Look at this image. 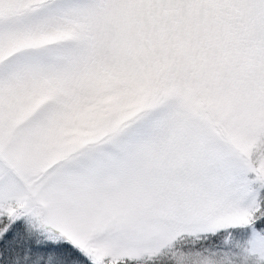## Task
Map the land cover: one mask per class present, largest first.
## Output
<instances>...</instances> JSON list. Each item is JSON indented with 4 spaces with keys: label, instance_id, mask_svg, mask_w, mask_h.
Masks as SVG:
<instances>
[{
    "label": "snow or ice",
    "instance_id": "obj_1",
    "mask_svg": "<svg viewBox=\"0 0 264 264\" xmlns=\"http://www.w3.org/2000/svg\"><path fill=\"white\" fill-rule=\"evenodd\" d=\"M0 264H264V0H0Z\"/></svg>",
    "mask_w": 264,
    "mask_h": 264
}]
</instances>
